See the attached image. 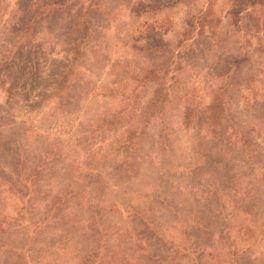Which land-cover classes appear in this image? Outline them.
I'll use <instances>...</instances> for the list:
<instances>
[{"label":"rangeland","instance_id":"obj_1","mask_svg":"<svg viewBox=\"0 0 264 264\" xmlns=\"http://www.w3.org/2000/svg\"><path fill=\"white\" fill-rule=\"evenodd\" d=\"M93 2L0 0V264H264V0Z\"/></svg>","mask_w":264,"mask_h":264},{"label":"trees","instance_id":"obj_2","mask_svg":"<svg viewBox=\"0 0 264 264\" xmlns=\"http://www.w3.org/2000/svg\"><path fill=\"white\" fill-rule=\"evenodd\" d=\"M85 2H88L87 5V10L83 9L79 12L78 16L75 18V20L73 21V26H81L82 30H81V35L79 36V38H75L72 41V48L70 49V53H71V58L73 62H76V60L81 57L82 55V51H81V46L82 44L85 42V40L90 36L89 32H88V27L89 25V21H88V10L92 9V5L94 4L93 0H84ZM35 13H38L39 10L38 8H34ZM49 14H47V16H49ZM46 16V17H47ZM201 18V17H200ZM39 20V19H38ZM71 70L68 72H72L74 74L75 70L74 67L70 68ZM69 77H67V72H64L63 74L61 73L60 78H58V82H59V87L60 88H66L67 83H68ZM158 92H157V96L155 98H153L152 104L154 106V104H157V101L159 99L158 96Z\"/></svg>","mask_w":264,"mask_h":264}]
</instances>
